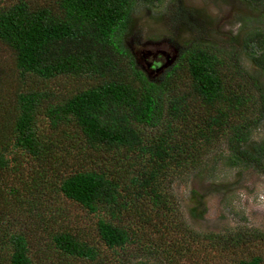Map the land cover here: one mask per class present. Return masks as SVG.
<instances>
[{"label":"trees","instance_id":"16d2710c","mask_svg":"<svg viewBox=\"0 0 264 264\" xmlns=\"http://www.w3.org/2000/svg\"><path fill=\"white\" fill-rule=\"evenodd\" d=\"M241 1L251 14L229 51L207 34L208 15L173 0L170 21L189 36L152 78L125 40L136 10L164 0H0V264H37L46 222L53 250L95 259L76 229L48 230L51 192L100 215L107 247L138 249L120 264H174L194 241L247 253L232 264H264V231L197 233L167 189L222 144L231 165L264 172V138L252 139L264 122V0Z\"/></svg>","mask_w":264,"mask_h":264},{"label":"rangeland","instance_id":"374dc122","mask_svg":"<svg viewBox=\"0 0 264 264\" xmlns=\"http://www.w3.org/2000/svg\"><path fill=\"white\" fill-rule=\"evenodd\" d=\"M172 1L164 0L154 11L144 7L138 8L134 14L135 24L126 36L127 45L152 78H158L168 67L176 63L180 54V39L189 36V33L182 31L170 21ZM179 2L201 10L204 16L208 15L211 25L207 34L216 44L226 46L229 51L233 49L231 37L245 24L243 18L251 14V7L241 0H179ZM154 14H159L158 19L152 17ZM260 26L264 27V21ZM3 56L8 62L7 53ZM242 62L245 67L253 70L248 56L244 55ZM262 79L264 80V76ZM65 80V78L62 80V86ZM52 81L53 87L59 86L60 81L57 79ZM72 81L75 83L74 79H70L68 82L70 87ZM41 127L44 129L47 125ZM252 136L253 140L264 138V122L255 129ZM216 148L217 152L206 160L201 168L176 173L167 183L168 192L177 203V220L183 221L197 233L224 234L238 230L239 227L264 231V172L251 167L233 166L227 161L228 145L222 144ZM52 195L54 192L49 194L51 197L48 202L45 200V210L47 215L53 213L52 216L57 222H50L48 230L52 227L76 229L83 242L96 249V255L95 259L66 257L53 250L54 245L48 237L49 232L44 229L46 222L34 235L37 239L35 247L37 264H120L123 257H129V252L131 258H135V252L138 250L134 249L135 246H131L129 252L122 251L107 247L100 239L97 231L100 215L89 213L67 198L57 199L58 197ZM260 244L261 250H264V241ZM189 248L185 256L178 258V262L174 264H232L247 254L238 246L220 251L208 241H205L204 245L194 241ZM252 250L257 248L254 247ZM142 257L143 253L136 254V260ZM150 259L153 260L152 257Z\"/></svg>","mask_w":264,"mask_h":264}]
</instances>
